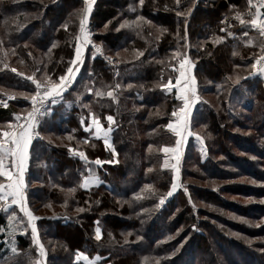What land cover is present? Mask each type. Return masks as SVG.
I'll use <instances>...</instances> for the list:
<instances>
[{
	"label": "trees",
	"instance_id": "trees-1",
	"mask_svg": "<svg viewBox=\"0 0 264 264\" xmlns=\"http://www.w3.org/2000/svg\"><path fill=\"white\" fill-rule=\"evenodd\" d=\"M83 8L84 0H0V60L8 65L0 63V100L9 92L30 94L33 84L25 77L35 72L41 78L45 66L53 79L66 71ZM238 11L247 20L255 8L248 0H181L179 6L175 0H145L143 6L138 0H95L87 23L91 39L119 63L86 57L74 86L44 120L28 170L29 182L39 185L28 197L40 217L47 264H90L97 257L94 264H155L154 258L160 264H264V76L251 68L262 38L240 25ZM137 15L150 23L120 27ZM184 20L187 49L176 35L179 28L183 36ZM219 36L225 39L216 43ZM139 51L144 55L137 58ZM177 51L195 62L201 100L180 161L179 187L168 197L173 159L163 167L162 149L175 146L177 137L165 126L175 120L171 113L180 101L175 88L168 92L159 85L169 77L175 83ZM86 86L115 90L116 99L96 97ZM10 103L0 106V123L13 116ZM92 115L105 129L106 117H114L112 148L85 130ZM75 151L89 161L116 162L86 167ZM88 168L102 183L86 190L80 185ZM134 193L144 198L137 201ZM161 197L165 203L157 208ZM0 226L5 240L8 224L1 212ZM27 236L16 234L19 255L0 242V264H26L24 252L37 259ZM81 253L88 259L77 260Z\"/></svg>",
	"mask_w": 264,
	"mask_h": 264
},
{
	"label": "snow or ice",
	"instance_id": "snow-or-ice-1",
	"mask_svg": "<svg viewBox=\"0 0 264 264\" xmlns=\"http://www.w3.org/2000/svg\"><path fill=\"white\" fill-rule=\"evenodd\" d=\"M139 5L143 6L145 0H138ZM95 0H84V8L82 9V15L79 23V34L76 36V45L74 48V58L71 59L69 65L66 68V71L59 75L56 79H53L51 75L47 72V66H45L44 75L41 78H36L35 72L32 75H28L25 78L32 82L35 85L34 92L25 95L24 93H20V95L24 96L25 99L30 101L31 107L30 109L25 110L26 115L21 117V115L16 116V123L9 124L5 130L0 131V177H3V181H0V201H3V204H0V209H2L5 213L8 212L9 207L11 205H16L21 212H23L24 216L27 217V226L22 229L24 234H27L28 228H30V236L32 245L35 246L38 252V259H33L29 252H24V257L26 258V264H46L47 262V252L45 249V245L41 243V238L39 236L37 221L40 217H37L33 214L31 210H29L26 201V193H25V171H26V163L29 160V149L32 145L34 139L43 137L38 130L42 126V122L46 120L49 114H54V106L57 105L58 102L63 101L65 99V93L72 87L75 83L77 75L79 74L81 66L85 63L84 57V49L88 48L91 45V56L90 58L95 60L97 55L103 57L108 61L109 64H118L119 61H114L111 56L105 55V52L100 44L95 43L91 39V32L87 28V23L90 17V14L93 9V5ZM177 6L181 4V0H175ZM249 8H255V12H249L248 15L251 17L250 19H244V14L241 12L235 13V19L239 21L240 25L245 26L246 28H250L254 32L258 33L260 39L259 48L260 52L255 57V63L251 65V68L254 72H259L260 74H264V12H261V9L264 8V0H248ZM132 11H136L135 8ZM190 12L191 9H188ZM175 14L177 17L185 16L184 11L175 10ZM141 22L150 23V21H145L144 18L140 15H137L134 20L128 21L126 20L124 23L120 25V27H135L139 28L141 26ZM184 24V34L180 36L179 28L177 29V37L179 40H184V47L188 48V22L187 20L183 21ZM65 30H67V25H62ZM119 30V29H117ZM161 33L166 32L167 29H160ZM221 32H224L225 29L221 28ZM228 36H234L235 33L228 32ZM244 36H248L249 32L244 31ZM225 39L224 36L215 37V42L220 43ZM247 43L251 44L252 40L247 41ZM4 42L0 40V49H3ZM55 45H53L54 47ZM31 55V52H29ZM116 55H119L117 53ZM144 52L139 51L138 56H143ZM233 55H238V53L234 52ZM7 56V52H5V57ZM179 56L178 64L173 65V71L177 73L175 76V83L173 84L172 77L168 78L166 83H162L159 85L162 89L172 92L175 88V99L181 102V106L178 110H173L171 115L175 118L174 121L169 122L165 127L169 129L172 133L177 137L175 141L174 147H164L162 151L165 154V161L163 167L168 168L169 162L168 157L176 161V165L173 166V179L171 183L170 190L167 192V196L171 197L173 193L178 189L179 185L177 183V178L179 177V161L181 156V146L183 145L186 137L192 136L193 132L191 131L192 121L195 119L194 109L195 106L200 102L201 97L197 90V79L193 74V69L195 68V62L188 55L187 51H185L182 55L179 51L174 54V58ZM0 63L4 64V67L7 68L8 65L3 60H0ZM12 72H17L16 68H11ZM36 71H40L39 68ZM20 76H24V73H17ZM119 73L117 72V75ZM252 74V73H250ZM228 79H232L229 77ZM239 82L238 80L236 81ZM131 87V85H129ZM120 84L117 83L115 85V89H119ZM86 91L88 93H94L96 97H103L106 95L107 97L116 99L115 90H109L106 93L100 90H95L92 87L86 86ZM15 95H9L8 99H15ZM0 104H2L5 108L8 107L7 101L0 100ZM108 121V128L105 129L100 122V118L97 115H92L89 124L86 126V131H90L95 137L100 138L103 137L104 144L106 148H112L110 143L109 133L112 132V125L115 123L114 117L112 115H108L106 117ZM83 124V120L81 121ZM197 140H200L201 144H203V140L200 136H196ZM87 142V141H85ZM69 151H73L69 149ZM113 155L115 156V150L112 149ZM78 155L87 165L94 163L97 166H102L105 163H114L116 161H102L99 158H96L94 161H89L87 155L83 151H79L75 153ZM151 171V169H149ZM88 175L84 177L83 183L80 185L84 189H89L93 185H99L102 183L100 177L96 175L95 171L91 168H88ZM152 186L150 184L144 185V190H148L151 192ZM75 189H69V192H73ZM144 196L141 193H134V199L139 201L143 199ZM131 205V201H126ZM165 203V198L161 197L159 203L156 205L157 208L162 206ZM83 211V209H80ZM146 211V210H145ZM8 226H7V236L12 241L11 253L17 254L18 248L16 245V231L20 224H23L24 221H19L18 223H14L17 220L15 213L7 216ZM195 228V225L193 226ZM0 232H5V228L0 226ZM131 235V233H129ZM111 236V233H109ZM102 233L101 229L97 227L95 229V239L97 241L101 240ZM139 239V237H138ZM125 243H127V237H125ZM85 259L88 257L83 256L81 253L80 256H77L76 259ZM99 259V257H97ZM155 264H160L159 259L154 258Z\"/></svg>",
	"mask_w": 264,
	"mask_h": 264
},
{
	"label": "rangeland",
	"instance_id": "rangeland-1",
	"mask_svg": "<svg viewBox=\"0 0 264 264\" xmlns=\"http://www.w3.org/2000/svg\"><path fill=\"white\" fill-rule=\"evenodd\" d=\"M254 1V0H253ZM255 3V2H254ZM79 34V33H78ZM92 34V33H91ZM92 38V37H91ZM105 52V51H104ZM88 55H90L91 56V45H89L88 46V48H85L84 49V57H85V59H86V57L88 56ZM105 55H107V56H111V55H109V54H107L106 52H105ZM98 58H100L99 56H97ZM112 58H113V60H114V57L113 56H111ZM100 59H103V60H105L104 58H100ZM106 62H108L107 60H105ZM109 64V63H108ZM112 65V64H111ZM114 65V64H113ZM115 73H117V72H115ZM115 73H114V75H115ZM263 76H264V74H263ZM117 77V76H116ZM114 78H115V76H114ZM74 86V84L72 85V87ZM71 87V88H72ZM71 88L69 89V90H71ZM34 90H35V85L33 84V90L30 92V93H32V92H34ZM69 90H68V92H69ZM67 92V93H68ZM7 95L5 96V97H3L2 99L3 100H5V101H7V104H9L10 102V106L12 107V109L14 110V114H13V116H11V117H9V118H6V119H3L2 120V122L0 123V131H2V130H5L6 128H7V126L9 125V124H14V123H16V116L17 115H21V117H23L24 115H26V111L25 110H27V109H30V107H31V105L29 104V100H27V99H25L24 98V96H22V95H15L14 93V95H15V99H8V97H9V95H12V93L11 92H9V93H6ZM26 95V94H25ZM23 100H24V102H23ZM27 101V102H26ZM0 106L2 107V108H5L2 104H0ZM181 106V102H179V105H178V107H177V109L176 110H178V108ZM7 108V107H6ZM89 122H90V120H88ZM174 121V120H173ZM171 122V121H170ZM43 123H44V121L42 122V126H43ZM40 129L41 128H39L38 130L40 131ZM169 132H171L169 129H167ZM172 133V132H171ZM172 134H174V133H172ZM189 137H191V136H189ZM189 137H186V139H185V141H184V143H183V145L181 146V156H180V161H181V158H182V155L184 154V151H185V146H186V143H187V141H188V138ZM40 140V138H37V139H34V141H33V143H32V145L30 146V149H29V160H28V162L26 163V171H25V174H24V177H25V185H26V187H25V193H26V201H27V206H28V208H29V210H31L32 212H33V210H34V208L33 207H31V203H32V201L31 200H29V197H28V192H32V189L33 188H35V187H39V185L38 184H35V183H33V184H31L32 182H29V178H28V174H29V171L28 170H30V162L33 160V154H34V149H33V147L35 146V144H36V141H39ZM75 152H78V151H75ZM116 156V155H115ZM180 161H179V165H178V167H179V177L177 178V183H178V185H179V179L181 178V168H180ZM176 165V161L175 160H172V169H173V166H175ZM172 174L174 175V173H173V170H172ZM3 177H0V181H3ZM0 203L1 204H3L4 202L3 201H0ZM0 212L2 213V215H3V217H4V220H6V222H7V224H8V220H7V216H9V215H11L12 213H15V215H16V217H17V220H16V222H14V223H18L19 221H24V223L23 224H20L19 226H18V228H17V231H16V234H19V235H23L24 237H26L27 235V238L29 239V241H30V243H31V245H32V241H31V236H30V232H31V230H30V228H28V231H27V234H24L23 232H22V229L24 228V227H26L27 226V217H25L24 216V214H23V212H21L20 211V209L16 206V205H11V207H9V209H8V212L7 213H5L2 209H0ZM33 214L35 215V216H37L34 212H33ZM38 217V216H37ZM37 223V227H38V229H39V226H38V221L36 222ZM39 232V236H40V238H41V233H40V231H38ZM4 232H0V235H2ZM2 238L0 237V242L1 241H4V243H6V246H7V244H8V250H10L11 249V246H12V241L9 239V237L7 236L6 237V239H8V242L7 241H5V240H1ZM34 246V245H33ZM35 247V246H34ZM35 250H36V248H35ZM11 252V251H10ZM36 252H37V250H36ZM39 257H38V252H37V259H38ZM98 261V259L97 258H94L93 259V262L92 261H90V264H94V262H97ZM46 264H47V262H46Z\"/></svg>",
	"mask_w": 264,
	"mask_h": 264
},
{
	"label": "built area",
	"instance_id": "built-area-1",
	"mask_svg": "<svg viewBox=\"0 0 264 264\" xmlns=\"http://www.w3.org/2000/svg\"><path fill=\"white\" fill-rule=\"evenodd\" d=\"M254 2H255V0H254ZM261 12H264V8H262L261 9ZM97 56H99V55H97ZM100 58H103V57H101V56H99ZM254 63H255V61H254ZM254 72V71H253ZM254 75H260V76H263V74H260L259 72H254ZM115 77L117 76V73H115V75H114ZM29 104H30V101H29ZM31 105V104H30Z\"/></svg>",
	"mask_w": 264,
	"mask_h": 264
},
{
	"label": "crops",
	"instance_id": "crops-1",
	"mask_svg": "<svg viewBox=\"0 0 264 264\" xmlns=\"http://www.w3.org/2000/svg\"><path fill=\"white\" fill-rule=\"evenodd\" d=\"M93 137H94L95 139H100V140H102L103 143H104L103 137L97 138V137H95L94 135H93ZM110 143H111V140H110ZM104 145H105V144H104Z\"/></svg>",
	"mask_w": 264,
	"mask_h": 264
}]
</instances>
